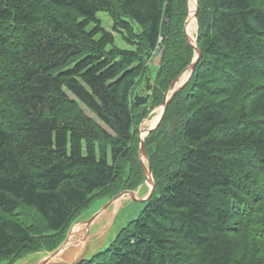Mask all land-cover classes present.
Instances as JSON below:
<instances>
[{"label":"trees","instance_id":"trees-1","mask_svg":"<svg viewBox=\"0 0 264 264\" xmlns=\"http://www.w3.org/2000/svg\"><path fill=\"white\" fill-rule=\"evenodd\" d=\"M197 1L200 59L144 139L155 190L79 264H264V0ZM187 11V0H0V264L55 248L96 192L142 183L152 93L141 113L134 90L158 47L154 92L192 61Z\"/></svg>","mask_w":264,"mask_h":264},{"label":"water","instance_id":"water-1","mask_svg":"<svg viewBox=\"0 0 264 264\" xmlns=\"http://www.w3.org/2000/svg\"><path fill=\"white\" fill-rule=\"evenodd\" d=\"M198 9L197 0H195V11L192 13V16L196 18ZM190 15L187 17L184 23V35L186 41L193 46L194 56L192 61L184 68L179 75H177L170 83L169 89L164 93L162 103H161V113L159 122L162 120L165 109L169 100L172 96L179 90L188 80L192 72L194 71L197 62L200 59L201 51L197 45V35L192 37L187 32V26L190 22ZM184 74H188L187 78L180 82V77ZM151 89V84L149 77L146 78L145 85L139 88L138 92L133 96V99L136 104L141 105V113L143 111V105L147 102L149 97V91ZM158 122V123H159ZM157 123V125H158ZM156 126H151L147 128H139V147H138V159L141 165V169L144 174V180L134 189H122L118 193L113 194L112 196H104V204L95 211L91 216H84V211L80 213L69 225L64 239L52 250L42 249L33 253L26 254L25 256L15 260L13 264L19 262L20 264H51L56 258H61L63 252L65 256L70 254L69 258L58 260V264H79L83 260H88L97 255L98 253L106 250L115 240L121 228L115 233V235L109 240L107 244L99 243V246L88 248L89 245L95 240V236L98 235L97 232L91 233V227L95 222L104 217L109 225L112 223L115 214L119 209L120 202L123 198H130L131 200H136L142 204L148 202L152 193L155 190V181L147 155L145 147V137L155 128ZM147 183L150 184L147 193L139 196V193H143L141 189ZM128 223V222H127ZM103 229L101 230V232ZM105 245V246H104ZM104 247V248H103ZM70 248V251H66ZM66 251V252H65ZM53 264V263H52Z\"/></svg>","mask_w":264,"mask_h":264},{"label":"rangeland","instance_id":"rangeland-1","mask_svg":"<svg viewBox=\"0 0 264 264\" xmlns=\"http://www.w3.org/2000/svg\"><path fill=\"white\" fill-rule=\"evenodd\" d=\"M197 3H198V1H197ZM187 6H188V11H187V16L185 18V21H186L187 17L189 15L191 16L192 12L195 11V7L191 8L190 0H187ZM198 8H199V5H198ZM197 12H198V9H197ZM98 16H100V18H102V20L104 22L103 25L106 28H111V20H110V18L108 16H106L105 13L101 12V13L98 14ZM194 19L195 20H194L192 26L190 27V32L192 33L191 34L192 37H195V35L197 34V30H198L197 14H196V18H194ZM136 30L139 31L138 27H136ZM117 39L120 40L119 38H117ZM118 43L120 45H122V46H125L122 43V41H118ZM162 50H163L162 47H158V49L156 50V55L153 56V58H152V60H151V62L149 64V72H147V74L145 76L141 77L142 81H140L139 85L134 90V95H135L138 92L139 88L142 87L143 85H145L146 78L149 76L151 89H150V91L148 93H149V97H150V95L152 93V97H151L150 104L147 106V112L148 113L145 116V118L141 121V123L139 125V128H143L144 129V128H147V127L156 126L154 128V130H155L156 128H158V126H159V124L161 122V121L159 122L160 113H161V103H162L161 100L163 99L164 93H166L169 88L166 91H164V92H158V93L154 92L153 88L155 86V81H156V77L155 76H156V73H157L158 63H159L158 57L161 56ZM187 75L184 74L183 76H181L180 77V79H181L180 82L182 80L186 79ZM158 94L162 95V99L160 100V102L153 103L152 102L153 99H156ZM149 97H148V99H149ZM154 117H157V120L155 121L154 124L151 125V122L153 121L152 119ZM157 123H158V125H157ZM149 187H150L149 183L144 185L143 188L141 189V191L143 193H139V196L147 193ZM90 199L92 201H91L90 205L84 211V216H86V217L91 216L95 211H97L104 204V197L101 196L100 192H96V194L93 195ZM142 209H143V204L142 203H140V202H138L136 200H131L130 198H123L122 201L120 202L119 209H118L117 213L115 214L114 219H113V221H112V223L110 225H109V222L104 217H101L91 227V233L97 232L98 235L95 236L96 237L95 240L91 243V245L88 246V248L91 249V247L99 246L100 242H102V245L103 244H107L109 242V240L119 230V228L121 226L127 224V222H129L133 218H136L137 215L140 213V211ZM26 213L29 216H32V215L29 214V212L24 211L23 219H25V222L27 221L26 220V216H25ZM30 224L31 223H29V225ZM40 224H41V222H40ZM102 229H103V231L101 232ZM48 235H49V233H48ZM66 251H70V248L68 250H66ZM69 257H70V254L68 256H65L64 252H63L61 258H56L53 262H51V264L52 263L53 264H58V263H60V262H58V260L69 258ZM10 262H12V259H9L8 261H5L3 264H9ZM16 264H20V263L17 262Z\"/></svg>","mask_w":264,"mask_h":264},{"label":"bare ground","instance_id":"bare-ground-1","mask_svg":"<svg viewBox=\"0 0 264 264\" xmlns=\"http://www.w3.org/2000/svg\"><path fill=\"white\" fill-rule=\"evenodd\" d=\"M190 4H191V8L192 7H195V0H190ZM193 13V12H192ZM191 14V13H190ZM194 18H193V16L191 15V17H190V22H189V24H188V26H187V32L191 35L192 33L190 32V27L192 26V24H193V22H194ZM187 75V74H186ZM158 117V116H157ZM157 117H154L152 120V122H151V125L152 124H154L155 123V121L157 120ZM148 122V121H147ZM149 126V125H148Z\"/></svg>","mask_w":264,"mask_h":264}]
</instances>
